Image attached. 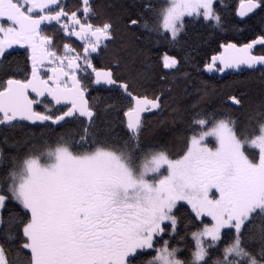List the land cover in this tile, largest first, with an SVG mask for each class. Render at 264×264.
<instances>
[{
	"label": "snow or ice",
	"instance_id": "snow-or-ice-1",
	"mask_svg": "<svg viewBox=\"0 0 264 264\" xmlns=\"http://www.w3.org/2000/svg\"><path fill=\"white\" fill-rule=\"evenodd\" d=\"M222 7L142 0L112 13L96 0H0V129L48 130L0 147V264H264V95L246 104L237 87L209 110L216 91L202 81L185 112L161 124L173 153L168 139L143 140L142 114L164 111L168 98L148 94L143 50L144 71L116 54L95 63L121 28L175 48L186 17L220 27ZM235 16L264 24V0H240ZM253 29L249 42L221 43L204 70L259 66L264 82V27ZM161 61L166 80L191 57L165 51ZM93 86L128 102L122 134L98 127Z\"/></svg>",
	"mask_w": 264,
	"mask_h": 264
},
{
	"label": "trees",
	"instance_id": "trees-1",
	"mask_svg": "<svg viewBox=\"0 0 264 264\" xmlns=\"http://www.w3.org/2000/svg\"><path fill=\"white\" fill-rule=\"evenodd\" d=\"M103 1L104 8H110L112 13L121 12L125 9L134 10V4L131 0ZM239 2L240 0H222L224 7L220 9L222 17L220 27H209L207 24L201 23L199 19L185 18L191 22L187 24L179 45L175 48L158 42L153 34L145 35L143 32L138 39L135 38L133 33L120 34L114 54L119 55L121 60L127 63L133 72H140L145 70L144 65L146 64L145 57L141 52L143 50V53L148 57L147 63L150 64V70L153 73V79L147 89L148 94L152 95L154 91L157 94L163 92L168 97L164 111L143 116L145 119L143 140L146 144L151 145L161 139H168L170 150L173 153L178 150V142L175 144L171 142L170 134L161 131V124L164 120H171L173 115L179 117L185 112V109L190 106L193 98L197 95L196 90L202 87V81L207 82L210 86V93L213 89L216 91V95L211 96L208 105L209 110L219 109L220 99L222 97L226 98L225 94L235 91L237 87L246 92V104L258 103L264 95V82L261 80L262 73L260 70L227 75L221 80L216 77L208 78L202 72L204 63L210 61L212 55L218 54L217 50L221 43L230 42L239 45L249 42L250 39L255 38L253 25L256 28L264 27V24H261L260 16L255 17L249 24L236 23L238 18L235 16V11ZM165 51L181 60L185 55L190 56L191 63H182L179 72H169L167 79L162 80L160 77L164 71L161 70L160 66L157 67V61L161 53H165ZM256 54L260 53L257 51ZM193 64L197 65L200 71H197ZM186 88L191 96L184 94ZM140 91H143V89ZM90 100L97 106L100 113L97 120L98 127L101 130L113 132V134H122V129L118 126L119 119L122 118V112L118 110L121 108L126 110V100H121L114 92L103 89L93 90ZM76 130H78V126ZM41 132L47 134L48 130L31 126H21L14 130L0 129V147H5V138H7L9 144H12L29 139L33 133L39 136ZM249 151L254 153L252 149H249ZM190 239L189 236L188 240L190 241ZM178 246L183 248V242Z\"/></svg>",
	"mask_w": 264,
	"mask_h": 264
},
{
	"label": "flooded vegetation",
	"instance_id": "flooded-vegetation-1",
	"mask_svg": "<svg viewBox=\"0 0 264 264\" xmlns=\"http://www.w3.org/2000/svg\"><path fill=\"white\" fill-rule=\"evenodd\" d=\"M64 2L65 3H67L68 4V6L71 8V7H73L74 6V4H75V0H64ZM96 2L98 3V5H100V6H102V7H104L103 6V0H96ZM131 2L134 4V6H136V5H139V4H141V2H142V0H131ZM132 10V9H131ZM145 33V35H149L150 33H148L146 30H142V31H138V32H135V33H133L134 34V36H135V38H137L138 39V37H141V35H142V33ZM123 33H126V34H131L130 32H124L123 31V29L121 28V32L117 35V39H116V41L113 43V44H111V45H109V48H108V51L107 52H105V53H102L101 55H99V56H97L96 57V60H95V63L97 64V65H100V66H105V65H107V64H109V63H114L115 61L113 60V55H114V53H115V47L118 45V42H119V38H120V34H123ZM73 40H74V38H73ZM63 43H64V41H62V40H60V39H58L57 40V46L58 47H61L62 48V45H63ZM79 42L78 41H76V44H78ZM20 51H22V50H20ZM165 53L164 52H162L161 53V55H160V57L158 58V64H159V66L162 68V61H161V58H162V56L164 55ZM162 70V69H161ZM164 72H167L166 70H163ZM101 89H103V90H106L105 88H103V87H98V86H93V89H92V91L93 90H101ZM92 91H91V93H92ZM127 102V101H126ZM128 103V102H127ZM126 103V104H127Z\"/></svg>",
	"mask_w": 264,
	"mask_h": 264
},
{
	"label": "water",
	"instance_id": "water-1",
	"mask_svg": "<svg viewBox=\"0 0 264 264\" xmlns=\"http://www.w3.org/2000/svg\"><path fill=\"white\" fill-rule=\"evenodd\" d=\"M257 70H259V66H257ZM166 71H169V70H166ZM249 72H252V70H248ZM256 71V70H255ZM202 72L203 74L208 77V78H212V77H216L218 78L219 80L223 79L224 77H226L227 75H237L239 74L240 72L239 71H236V70H226L225 73H219V72H208L204 69H202ZM156 113V112H155ZM149 114H154L153 112H148V113H144L142 114L143 116L144 115H149Z\"/></svg>",
	"mask_w": 264,
	"mask_h": 264
},
{
	"label": "rangeland",
	"instance_id": "rangeland-1",
	"mask_svg": "<svg viewBox=\"0 0 264 264\" xmlns=\"http://www.w3.org/2000/svg\"><path fill=\"white\" fill-rule=\"evenodd\" d=\"M187 18V17H186Z\"/></svg>",
	"mask_w": 264,
	"mask_h": 264
}]
</instances>
